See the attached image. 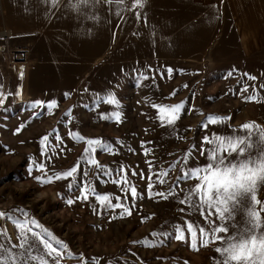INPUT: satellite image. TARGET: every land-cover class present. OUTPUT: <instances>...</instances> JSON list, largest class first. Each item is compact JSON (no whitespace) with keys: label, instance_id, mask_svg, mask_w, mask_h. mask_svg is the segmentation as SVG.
<instances>
[{"label":"rangeland","instance_id":"rangeland-1","mask_svg":"<svg viewBox=\"0 0 264 264\" xmlns=\"http://www.w3.org/2000/svg\"><path fill=\"white\" fill-rule=\"evenodd\" d=\"M75 3L0 0V243L7 245L5 236L21 243L19 222L60 249L62 258L49 264H82L81 256L87 264H215L222 245L209 234L220 221L207 207L179 202L198 181L178 177L208 163L207 152L200 154L210 147L205 136L256 142L264 133V46L243 53L234 39L202 30L214 21L208 8L170 0ZM154 104H181L175 123H162ZM209 115L225 119L213 125ZM87 139L102 141L91 152L97 165L88 163ZM77 166L68 179H36ZM160 172L168 173L163 184ZM174 184L175 195H157ZM97 195L110 196L113 206ZM257 195L264 201V186ZM244 218L238 213L235 223ZM28 239L35 243L31 233Z\"/></svg>","mask_w":264,"mask_h":264},{"label":"snow or ice","instance_id":"snow-or-ice-1","mask_svg":"<svg viewBox=\"0 0 264 264\" xmlns=\"http://www.w3.org/2000/svg\"><path fill=\"white\" fill-rule=\"evenodd\" d=\"M81 3L87 4L88 0H76L72 7H79ZM117 3L119 4L120 0H117ZM135 5L142 6V0H135ZM117 14H119V8ZM2 97L3 93H0V104L4 103ZM250 99H254V97H250ZM109 102L118 104V100L115 98H111ZM37 103L42 104L44 102L38 101ZM55 104L56 101H51L48 103V107L51 108ZM153 107L158 108L164 114L161 116V122L171 125L178 119L182 105L174 104L169 107L154 104ZM116 119L119 121L118 113ZM207 119L209 124L215 125L225 118L209 115ZM203 126L208 127L207 124ZM254 127L251 124L241 126L243 130L249 132ZM77 138L79 140L85 139L79 134H77ZM48 139L47 135L41 138L42 142ZM86 143L89 146L85 150L89 154L88 163L97 165L98 161L91 158V152L94 151L93 146L102 144V141L100 139H87ZM202 143L210 145L207 149H200L202 155L207 152L208 163L204 166L185 167L182 170L178 179L185 181L195 179L198 183L186 192L179 202L188 207H191L193 202L198 206L207 207L208 215H215L216 219L220 221L219 224L216 223V220L212 221L214 227L209 234L211 242L219 241L222 245L215 249L220 256V259L215 260V264H264V218L261 217V211H264V201L260 200L257 195L258 189L264 186V133L259 134V139L256 142L238 134L221 135L216 133L213 136H205ZM254 148L255 151H253ZM233 154L238 159L229 160ZM179 162L177 161V163ZM183 162L187 165V158H184ZM170 167L174 168L175 165H170ZM77 171L78 166L59 173L55 177H37L36 179L42 183L51 182L53 179H68L73 177ZM121 171L127 173L126 169H121ZM132 174L135 175L136 173L133 172ZM167 175V172L157 173L158 182L163 184L164 180L160 177ZM178 188L179 184H174L167 192H158L157 195L167 198L168 195H175ZM130 194L133 198L137 197V189L134 186L130 187ZM84 198H87V190L84 192ZM95 198L100 204L107 203L109 207L113 206L111 197L108 195H97ZM67 202L72 204L74 201L69 199ZM119 207L123 209L124 213L131 215V209L125 208L122 204ZM241 212L245 218L243 223L237 224L235 223V216ZM5 215L6 213L0 212V217ZM228 221L233 222L229 224ZM31 223L35 224L36 222L32 221ZM15 226L21 243L13 244L11 237L5 236L7 245L0 243V264H49V258H62L63 254L60 249L44 236L35 233L31 227H25L19 222ZM230 228L234 229V232L228 235L227 239L220 235V233L228 234ZM45 231L47 230L45 229ZM189 231L195 237L196 232L191 226H189ZM199 231L201 235L205 234V229L200 228ZM29 233L35 237V243L28 239ZM0 235H5V233L0 232ZM177 239L182 240L184 236L178 234ZM56 243L60 242L57 241ZM193 247H195V242ZM69 255L72 254L69 252ZM80 259L82 264H87L82 256ZM55 264H59L58 259L55 260Z\"/></svg>","mask_w":264,"mask_h":264},{"label":"crops","instance_id":"crops-1","mask_svg":"<svg viewBox=\"0 0 264 264\" xmlns=\"http://www.w3.org/2000/svg\"><path fill=\"white\" fill-rule=\"evenodd\" d=\"M170 1L208 8L209 15L214 14V21L208 19V25L201 29L214 31L217 37L234 39L233 45L245 48L240 52L253 53L264 46V0Z\"/></svg>","mask_w":264,"mask_h":264}]
</instances>
